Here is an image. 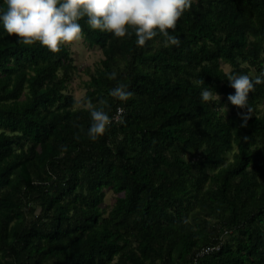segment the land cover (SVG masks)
Here are the masks:
<instances>
[{
    "label": "trees",
    "instance_id": "1",
    "mask_svg": "<svg viewBox=\"0 0 264 264\" xmlns=\"http://www.w3.org/2000/svg\"><path fill=\"white\" fill-rule=\"evenodd\" d=\"M79 23L103 54L85 99L124 109L96 141L67 92L69 46L23 45L0 22V264H264V83L240 127L222 67L264 74V0H193L179 47ZM117 82L128 101L109 96ZM208 87L218 102L201 101Z\"/></svg>",
    "mask_w": 264,
    "mask_h": 264
},
{
    "label": "clouds",
    "instance_id": "2",
    "mask_svg": "<svg viewBox=\"0 0 264 264\" xmlns=\"http://www.w3.org/2000/svg\"><path fill=\"white\" fill-rule=\"evenodd\" d=\"M192 3L193 0H3L0 22L7 34L17 37L18 43L26 46L39 43L54 54L59 53L62 46L84 38L79 21L85 18L92 30L109 32L116 38L134 35L138 47H144L157 35L163 38L165 48L179 47L180 36L173 33ZM225 75L235 90L227 100L245 110L237 116L241 120L240 127H247L252 112L248 107L249 94L255 91V85L264 83V74L254 79L231 71ZM107 78L116 80L117 73L111 72ZM200 83L204 84L203 79ZM108 94L119 101H128L134 95L129 86L121 82H117ZM199 95L204 103L220 100L219 94L210 87L201 89ZM80 104L90 114L87 136L91 141L103 136L114 121L125 123L123 109H119L116 116H110L106 108L111 106L103 98L98 101L99 106L90 99H83Z\"/></svg>",
    "mask_w": 264,
    "mask_h": 264
},
{
    "label": "rangeland",
    "instance_id": "3",
    "mask_svg": "<svg viewBox=\"0 0 264 264\" xmlns=\"http://www.w3.org/2000/svg\"><path fill=\"white\" fill-rule=\"evenodd\" d=\"M68 46L76 66V70L73 72L68 81L67 92L73 95L77 102V106H82L80 101L85 99L86 82L90 77L89 71L94 70L95 66H97L99 61L103 58V54L99 47L90 46L83 39L81 41L68 44ZM222 67L227 72L231 69L230 66L224 62H222ZM188 156L189 155H187V157ZM227 157H231L230 152L227 153ZM116 196L117 194L110 189H106L104 191L103 205L106 209L110 208L115 201ZM38 209L39 208H37V211Z\"/></svg>",
    "mask_w": 264,
    "mask_h": 264
},
{
    "label": "built area",
    "instance_id": "4",
    "mask_svg": "<svg viewBox=\"0 0 264 264\" xmlns=\"http://www.w3.org/2000/svg\"><path fill=\"white\" fill-rule=\"evenodd\" d=\"M119 109H121L120 106H118V108L116 109V111L114 112V114L112 116H116ZM221 243H222V240H219L218 242H216L214 244L202 247V249L199 250L198 255H202L205 252H211V251H215V250L219 249Z\"/></svg>",
    "mask_w": 264,
    "mask_h": 264
}]
</instances>
